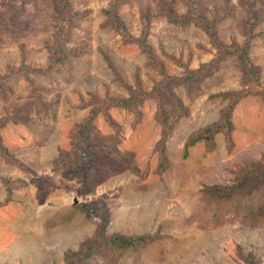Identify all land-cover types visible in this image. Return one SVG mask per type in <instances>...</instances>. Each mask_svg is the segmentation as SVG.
Masks as SVG:
<instances>
[{
	"label": "rangeland",
	"instance_id": "obj_1",
	"mask_svg": "<svg viewBox=\"0 0 264 264\" xmlns=\"http://www.w3.org/2000/svg\"><path fill=\"white\" fill-rule=\"evenodd\" d=\"M115 1L0 0V264H65L105 212L159 239L82 264H264V184L206 191L264 157V0ZM247 90L230 139L186 146Z\"/></svg>",
	"mask_w": 264,
	"mask_h": 264
},
{
	"label": "trees",
	"instance_id": "obj_2",
	"mask_svg": "<svg viewBox=\"0 0 264 264\" xmlns=\"http://www.w3.org/2000/svg\"><path fill=\"white\" fill-rule=\"evenodd\" d=\"M125 0H117L113 3V9L114 7L117 8L120 5L124 3ZM191 3L198 4V0H191ZM195 13H192L191 16H182L177 17L171 14V20L173 22H178L182 24L186 23H200L199 20H197L195 17ZM112 21L117 29H125L124 24L120 21V19L112 14ZM198 17V16H197ZM201 24V23H200ZM221 47L225 52H233L234 54H238L239 59L241 61L242 67L244 69H250V62L249 60H246V54L248 53V50L246 47L243 49L233 50L228 48L225 45H222ZM257 75V74H256ZM255 81H259L258 77L254 78ZM249 91L247 90L244 93L240 94L238 97H236L234 94L226 93V94H220L217 97H223L226 100H229V105L227 108L223 111L222 114V121L220 124H214L210 127L204 129L201 131L197 137L191 138V140L187 143V147L195 145L197 142H200L202 140H205L208 142L209 151L214 149L215 142H214V136L217 133L226 132L228 139H230V134L232 133L234 129V124L232 123V115L235 111L236 105L239 102V100L243 96L249 95ZM262 92H258L262 95L264 94V88L261 89ZM234 96V98H233ZM263 96V95H262ZM90 123L87 124V127L89 128ZM162 151L165 152V142L162 143ZM0 147L4 149L2 146V140L0 136ZM4 152H8L4 149ZM8 154V153H6ZM9 156V155H8ZM79 167H82L79 165ZM235 182L232 185H225V186H214V187H207L206 191L211 193L214 196H218L220 198H229L234 195L236 192L242 193V195H252L255 191L259 189V187L264 184V157L253 164L245 165V166H239V170L235 174ZM86 209L90 212L96 215L97 213H94V211L89 207L85 206ZM106 213L102 216H100V220L98 223L97 231H96V238L94 240L88 239L84 241L81 244V249L78 251L75 250H68L65 254V264H82L83 260L88 258L91 253H100L103 250H105L108 247L113 248H119V249H129V248H136L138 246L147 245L150 244L157 239H159L157 234H139V235H127V234H114L111 237H106L105 232L108 227V219L106 217ZM257 213L260 216H264V205L257 211ZM246 264H258L257 261H255V258L253 255L248 256L247 259H245Z\"/></svg>",
	"mask_w": 264,
	"mask_h": 264
},
{
	"label": "water",
	"instance_id": "obj_3",
	"mask_svg": "<svg viewBox=\"0 0 264 264\" xmlns=\"http://www.w3.org/2000/svg\"><path fill=\"white\" fill-rule=\"evenodd\" d=\"M75 203H78V200L77 199L75 200Z\"/></svg>",
	"mask_w": 264,
	"mask_h": 264
}]
</instances>
